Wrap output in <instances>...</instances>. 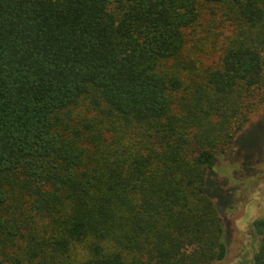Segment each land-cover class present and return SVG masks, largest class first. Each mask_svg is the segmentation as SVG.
I'll use <instances>...</instances> for the list:
<instances>
[{
  "label": "trees",
  "instance_id": "1",
  "mask_svg": "<svg viewBox=\"0 0 264 264\" xmlns=\"http://www.w3.org/2000/svg\"><path fill=\"white\" fill-rule=\"evenodd\" d=\"M201 3L230 33L187 80ZM256 89L264 0H0V264L222 260L216 152Z\"/></svg>",
  "mask_w": 264,
  "mask_h": 264
},
{
  "label": "rangeland",
  "instance_id": "2",
  "mask_svg": "<svg viewBox=\"0 0 264 264\" xmlns=\"http://www.w3.org/2000/svg\"><path fill=\"white\" fill-rule=\"evenodd\" d=\"M200 8L198 22L186 31L180 57L168 64L187 80L192 72L202 73L218 63L230 33L229 23L218 19L221 8L213 12L204 3ZM178 60L181 62L176 64ZM250 99L254 104L236 135L238 147L231 144L216 152L212 177L221 184L215 203L225 221L227 251L222 260L212 264H254L253 254L260 248L250 221L254 215L264 214V91L256 89ZM85 106L82 102L79 107ZM212 188L217 189L214 185Z\"/></svg>",
  "mask_w": 264,
  "mask_h": 264
},
{
  "label": "flooded vegetation",
  "instance_id": "3",
  "mask_svg": "<svg viewBox=\"0 0 264 264\" xmlns=\"http://www.w3.org/2000/svg\"><path fill=\"white\" fill-rule=\"evenodd\" d=\"M252 233L256 236L262 245V249L255 251L253 254L254 264H264V214L254 215L250 221ZM252 236V235H251Z\"/></svg>",
  "mask_w": 264,
  "mask_h": 264
}]
</instances>
